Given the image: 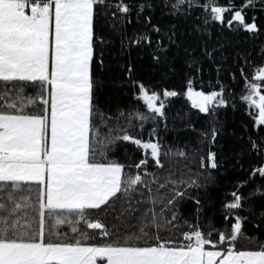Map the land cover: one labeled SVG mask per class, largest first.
I'll list each match as a JSON object with an SVG mask.
<instances>
[{
  "label": "snow or ice",
  "instance_id": "6c2138e0",
  "mask_svg": "<svg viewBox=\"0 0 264 264\" xmlns=\"http://www.w3.org/2000/svg\"><path fill=\"white\" fill-rule=\"evenodd\" d=\"M157 10L178 23L200 12L201 23L191 29L200 38L163 23ZM210 21L259 36L264 0H0V264H264V135L249 137L261 160L222 204L220 229L188 191L216 184L209 169L222 166L218 153L200 155L193 178V161L177 151L187 170L177 169V176L171 149L123 126L146 122L145 113L105 112L98 103L103 49L118 38L122 51L151 50L158 64L178 58L187 68L177 87L162 92L135 78L134 65L124 69L136 99L151 113L164 117L165 100L178 96L202 113L227 106L226 85L203 86L205 63L217 65V76L221 70L223 46L218 38L210 43ZM255 76L259 82L249 80L241 99L255 109L253 124L264 133V67ZM219 134L213 126L212 144ZM118 141L132 142L146 158L121 162L114 155ZM149 155L157 171H148ZM132 168L135 174L126 171ZM250 184L255 187L245 196L240 189ZM257 196L261 204H250ZM185 199L195 205L189 216Z\"/></svg>",
  "mask_w": 264,
  "mask_h": 264
},
{
  "label": "trees",
  "instance_id": "16d2710c",
  "mask_svg": "<svg viewBox=\"0 0 264 264\" xmlns=\"http://www.w3.org/2000/svg\"><path fill=\"white\" fill-rule=\"evenodd\" d=\"M218 2L226 4L228 0H218ZM200 15V12H196L192 19L178 23L173 17L160 18L159 10L154 12V16L162 19L163 23H177L181 32L188 30L192 40L200 38L198 33L191 32L194 23H201V20L196 19ZM210 23L215 34L210 43H214L218 38L220 45L223 46L222 52L217 55V64L221 65V70L217 76V65L205 63L202 73L203 86L205 90H212L208 86V82L216 83L218 80L226 85L227 106H218L214 113H202L199 109L192 107L186 97L178 96L165 100L164 117L151 113L142 100L136 99V89L130 86L128 72L124 69L134 65L133 76L135 78L142 80L146 85H151L156 91L162 92L164 88L177 87L180 84V76L183 72H187V68H182V61L178 58L172 60L170 64H158L153 60L151 50H137L134 46L131 52L122 51L118 38L103 49L105 68L97 74V79L100 81L97 95L99 106L105 112H116L117 109H120L127 114L135 108L149 117L146 122L136 119L135 126L126 124L123 126L130 134L138 138L144 140L158 138L164 151L171 149V156L168 159L176 163V167L172 171L176 172L177 176L180 175L177 169L187 171L183 168L185 157L175 155L177 151L186 152L188 159L193 161L191 165L193 178H195V170L198 168L195 161L199 159V156L208 151L218 153V159L222 166L218 172L209 169L217 176L216 184L208 185L206 188H192L188 191L206 204V216L211 223L215 227L223 229L225 220L221 211L222 204L231 199L230 193L234 190L236 182L247 178L251 171L250 166H258L261 160V157L251 150L249 137L255 140L258 135H264V133L260 132L253 124L252 113L255 112V109L249 108L241 97L247 94L246 85L249 80L259 82L256 79L255 71L259 67H264V56L261 54V47L264 46V33L254 37L252 33L248 32H233L231 29L221 26L217 21H210ZM132 30L133 25H128L129 34ZM245 57H247V61ZM172 68H175V72L172 71ZM241 69H243V73H241ZM196 86H201L199 80L196 81ZM141 123H143V128L140 127ZM213 126L217 127L220 132L215 144L211 143V128ZM152 128L156 129L155 135H150ZM205 132L208 133L207 137L203 135ZM147 152L150 153L149 150ZM114 155L121 162L129 164L139 163L140 159L146 158L145 150L138 148L132 142L123 141L117 142ZM147 158L149 160L148 171H157L150 155ZM168 166L166 162V168ZM126 171L135 174L137 170L132 168L126 169ZM253 187H255L254 184L243 186L240 191L247 196ZM181 190H183V186ZM169 194H171L170 190ZM261 202L259 196L249 201L250 204L255 203L257 206ZM194 206V201L185 199L182 205L184 215L189 216ZM242 214L248 215L247 212ZM201 224L205 226L203 220ZM246 228L249 235L255 234L256 230L253 224H246Z\"/></svg>",
  "mask_w": 264,
  "mask_h": 264
},
{
  "label": "rangeland",
  "instance_id": "374dc122",
  "mask_svg": "<svg viewBox=\"0 0 264 264\" xmlns=\"http://www.w3.org/2000/svg\"><path fill=\"white\" fill-rule=\"evenodd\" d=\"M150 151V150H149Z\"/></svg>",
  "mask_w": 264,
  "mask_h": 264
}]
</instances>
